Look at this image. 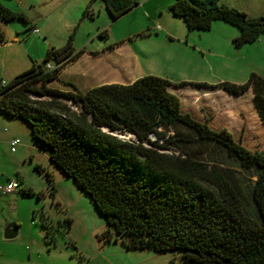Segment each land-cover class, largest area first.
<instances>
[{"label":"trees","instance_id":"16d2710c","mask_svg":"<svg viewBox=\"0 0 264 264\" xmlns=\"http://www.w3.org/2000/svg\"><path fill=\"white\" fill-rule=\"evenodd\" d=\"M101 1L114 20L139 5ZM169 10L189 31L210 30L219 20L237 27L236 47L264 34V16H249L221 0H174ZM17 19L26 21L0 0V20ZM83 53L72 38L48 49L42 62L0 89V113L29 123L51 160L92 198L109 225V240L115 232L130 250L174 251L179 264H264V153L183 112L166 78L146 75L86 92L63 81V69ZM55 81L69 89L52 87ZM215 86L231 94L252 89L264 124L263 77L252 73L243 84ZM245 173L249 185L242 181ZM49 230L46 239L55 243Z\"/></svg>","mask_w":264,"mask_h":264},{"label":"rangeland","instance_id":"374dc122","mask_svg":"<svg viewBox=\"0 0 264 264\" xmlns=\"http://www.w3.org/2000/svg\"><path fill=\"white\" fill-rule=\"evenodd\" d=\"M137 1V7L114 20L101 0H1L26 21H0V27L6 42L27 41L37 62L44 60L48 49L62 48L72 38L75 50L86 54L67 67L63 78L81 86L87 80L85 72L93 74L108 65L107 61L121 59L119 52L112 51L117 47L123 49L122 54L132 55L138 78L155 75L172 85L191 79L243 84L252 73L264 78V34L254 43L236 47V27L220 22L219 31L218 26L189 31L184 20L169 10L173 0ZM221 3L252 17L264 16V0ZM56 88L69 89L58 81ZM0 117V125L6 128L0 139V184H5L3 172H15L21 184L17 193L0 194V264H179L174 251L130 250L115 232L109 240V225L92 198L51 160L50 150L34 139L29 123L3 113ZM233 136L246 148L264 153L263 123ZM8 138L20 139L16 153ZM220 155L229 166H237L224 153ZM242 181L249 185L250 174H243ZM27 186L33 194L25 193ZM12 221L17 222L19 234L5 240L4 226ZM46 229L55 243L46 239Z\"/></svg>","mask_w":264,"mask_h":264},{"label":"crops","instance_id":"0c3cea01","mask_svg":"<svg viewBox=\"0 0 264 264\" xmlns=\"http://www.w3.org/2000/svg\"><path fill=\"white\" fill-rule=\"evenodd\" d=\"M173 2L174 0L172 1V3ZM220 22L224 21H215L212 28L214 29L215 26H218L217 30L219 31L222 28V25H220L222 23ZM226 24L233 26L229 23ZM233 27L235 28V26ZM238 35L235 34L233 36L234 39ZM26 42L21 43L18 41H14L12 43H8L6 42V38L4 41H0V80L3 79L7 82H11L17 76L28 71L35 62L40 63L36 61V55L32 54L26 47ZM113 49L114 50L112 51H115V53H124L122 48L117 47L116 49ZM85 54L86 53L84 51V53L78 60L67 65L63 69L60 76L63 81H65V79L63 78V74L67 70V67L83 59V56ZM120 54H118L119 57H121V59L125 57L124 60L114 59L112 61H107L109 63L108 65H105L104 68L101 67V69L92 72L93 74L88 73L87 75V73L85 72L83 74V78H87V80L84 82V86H81L76 82L70 83L76 85L83 92H86L93 87L105 84L127 85L133 83L138 79V77L134 75V59L133 57H131V54H122L126 56H122ZM89 55L93 56V52H90ZM182 82L193 84H186L181 86L180 83ZM56 83L57 81L53 82L51 86L56 88ZM180 83L171 85L169 89L173 94L177 95L180 98L183 112L191 114V116L198 121L208 123V125L215 131L226 129L235 135L236 132L252 131L255 125H259L260 123H262L257 109L254 105L255 94L252 89H249L243 94H231L223 88L215 86L221 82L209 83L207 81H193L191 79V81L180 80ZM196 84L205 85L201 86ZM66 89L62 88L61 90ZM0 122H2L1 117ZM4 130L6 131V128H4L3 125H0V139H2L3 137V134L5 132ZM8 140L11 141L12 139L10 140L8 138ZM8 140L7 144H9ZM3 173L4 177L2 179V183H7L10 180L17 179L14 174L15 172ZM27 189H30V187L27 186V188H25L24 190ZM17 192L19 191H16L14 193ZM32 258L33 257L31 252L30 259ZM12 259H16L19 261L20 258L14 257Z\"/></svg>","mask_w":264,"mask_h":264},{"label":"built area","instance_id":"2783aa9c","mask_svg":"<svg viewBox=\"0 0 264 264\" xmlns=\"http://www.w3.org/2000/svg\"><path fill=\"white\" fill-rule=\"evenodd\" d=\"M33 32L39 33V30L33 29ZM47 68L52 69L53 66L51 64H48ZM8 84H9V82H7L6 80H3V79L0 80V89L4 88ZM20 143H21L20 139H12L10 141L11 151L15 152ZM20 186H21V184L18 182V180H16V179L10 180L9 182H7L5 184H0V194L10 195L16 191H19Z\"/></svg>","mask_w":264,"mask_h":264},{"label":"water","instance_id":"95a60500","mask_svg":"<svg viewBox=\"0 0 264 264\" xmlns=\"http://www.w3.org/2000/svg\"><path fill=\"white\" fill-rule=\"evenodd\" d=\"M18 234H19V227L17 222L12 221L6 223V225L4 226V233H3V238L5 240H13L17 238Z\"/></svg>","mask_w":264,"mask_h":264}]
</instances>
